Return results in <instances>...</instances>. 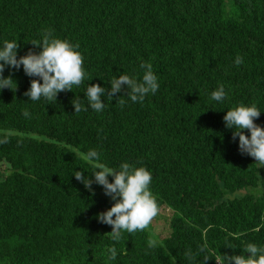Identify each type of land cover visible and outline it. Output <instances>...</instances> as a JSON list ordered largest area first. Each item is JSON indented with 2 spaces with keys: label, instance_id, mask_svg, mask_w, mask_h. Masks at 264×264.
I'll list each match as a JSON object with an SVG mask.
<instances>
[{
  "label": "trees",
  "instance_id": "1",
  "mask_svg": "<svg viewBox=\"0 0 264 264\" xmlns=\"http://www.w3.org/2000/svg\"><path fill=\"white\" fill-rule=\"evenodd\" d=\"M47 29L78 45L86 76L48 103L24 95L39 78L4 68L16 88L0 89V264H217L250 255L248 243L264 248V167L241 154L223 121L227 110L255 105L264 128V0H0V48L17 39V58L38 53L31 42ZM142 63L158 91L133 103L122 86L109 100L110 81L140 80ZM91 84L106 89L100 112L84 95ZM220 85L226 98L210 99ZM75 99L88 110L74 113ZM93 149L109 167L151 173L150 190L170 211L165 235L151 224L119 241L107 234L97 215L114 201L73 175L93 179L82 158Z\"/></svg>",
  "mask_w": 264,
  "mask_h": 264
},
{
  "label": "clouds",
  "instance_id": "2",
  "mask_svg": "<svg viewBox=\"0 0 264 264\" xmlns=\"http://www.w3.org/2000/svg\"><path fill=\"white\" fill-rule=\"evenodd\" d=\"M31 43L33 46L40 47L41 51L38 53L29 51L19 58H17L19 47L17 39L5 41L3 47L0 48V62H2L0 63V89L15 90L16 88L11 77L6 78L2 75L6 65L16 69L23 66V71L27 76L39 78L32 79L29 90L24 93L32 101H38L43 97L48 103H52L59 92L72 91L74 86L79 87L84 83L86 73L83 67V57L76 50L78 45L73 46L66 40L55 38L51 29L43 32L40 41ZM243 62V57L237 55L235 65L240 66ZM141 67L144 73L140 80L128 75H120L110 81L111 88L107 90L109 100L121 92L122 86L127 87L126 96L133 103L143 102L146 95L155 94L158 91V78L152 70V65L142 63ZM105 92L106 89L98 84L87 85L84 95L92 110L100 112L104 108L101 97ZM225 98L223 85L212 91L210 95V99L218 102ZM71 103L74 113L88 110L80 99L72 100ZM118 103L123 107L125 100L120 99ZM260 112L255 105H239L227 110L223 121L227 128L234 129L233 139L239 138L241 154L253 157L260 167H264V128L254 123L255 119L259 118ZM23 115L29 117L30 113L25 110ZM244 130H247L250 135H245ZM82 158L94 168L91 173L93 179L85 177L80 171H75L73 175L76 180L90 190L93 183L102 186L104 194L114 201L108 210L97 215L99 222L111 226L112 231L107 234L114 241H119L123 232L133 234L147 229L159 213V206L150 190L151 173L143 166L135 167L127 162L120 164L119 169L109 167L100 162V154L94 149L83 153ZM109 176L112 177L111 182H109ZM157 246L158 241L148 240L149 249H155ZM199 251H205V246H201ZM108 253L109 260H114L117 256L115 247L108 248ZM243 253L250 255L247 257L243 254L231 257L222 256L217 264H227L228 261L234 264H264V248L248 243ZM185 255L190 260L195 259V254L191 250ZM208 259L207 256L204 257L205 261Z\"/></svg>",
  "mask_w": 264,
  "mask_h": 264
},
{
  "label": "rangeland",
  "instance_id": "3",
  "mask_svg": "<svg viewBox=\"0 0 264 264\" xmlns=\"http://www.w3.org/2000/svg\"><path fill=\"white\" fill-rule=\"evenodd\" d=\"M170 215V211L165 208H159L158 215L151 222L152 232L157 238H161L167 232L168 222L167 219Z\"/></svg>",
  "mask_w": 264,
  "mask_h": 264
}]
</instances>
